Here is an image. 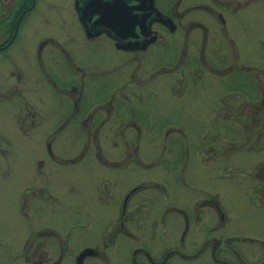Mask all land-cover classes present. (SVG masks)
<instances>
[{
    "label": "flooded vegetation",
    "instance_id": "obj_1",
    "mask_svg": "<svg viewBox=\"0 0 264 264\" xmlns=\"http://www.w3.org/2000/svg\"><path fill=\"white\" fill-rule=\"evenodd\" d=\"M251 1L257 0L247 2ZM243 6L242 0H0V108L16 106L7 128L25 138L42 132L52 144L72 125L86 136L83 153L71 159L52 153V162L57 168L84 162L102 168L95 172L94 187L88 188L92 199L86 200L82 190L72 186L69 191L77 202L62 203L40 160L36 173L41 183L20 194V222L8 221L19 223L9 227L20 228L21 237L16 245L0 239V264H181L182 259L193 262L209 256V238L195 252L189 248L195 242L186 245L192 224L206 219L202 210L209 206V197L195 200L190 214L167 184L129 179L133 170L140 174L161 165L170 174L183 161L140 158L130 151L128 158H107L98 153L100 136L111 130L113 139L118 132L130 131L140 142L143 130H182L177 122L163 119L162 74L173 77L170 93L183 98L209 72V40L218 34L209 18L221 22L222 33L229 35L225 14H235ZM155 9L168 17V23L156 19ZM229 43L236 46L233 38ZM93 55L100 57L92 62ZM25 66H34L36 73L28 74ZM47 89L62 100L55 119L47 112L52 99ZM0 137L12 140L11 134ZM124 141L138 152L139 143ZM92 142L97 158L86 160ZM2 160L11 175L14 158ZM178 179L177 185L183 181ZM150 190L161 195L159 202L153 197L154 209L149 207ZM227 246L240 264H250L233 245ZM210 252L218 262L236 264L221 258L216 245ZM118 256L123 261H117Z\"/></svg>",
    "mask_w": 264,
    "mask_h": 264
},
{
    "label": "rangeland",
    "instance_id": "obj_2",
    "mask_svg": "<svg viewBox=\"0 0 264 264\" xmlns=\"http://www.w3.org/2000/svg\"><path fill=\"white\" fill-rule=\"evenodd\" d=\"M247 1L242 0L244 9L225 14L229 35L222 33L221 22L209 18V26L218 33L213 32L217 36L209 40V72H205V78H199L197 84L194 82L183 98L170 93L169 79L173 77L162 74L166 79V96L161 100L163 119L166 123L177 122L182 130H143L140 142L134 132H118L113 139L114 131L101 132L102 149L98 153L107 158H128L130 151L140 158L170 161L180 158L183 161L177 170L172 168L170 174L161 165L140 174L133 170L134 176L130 175L129 179H154L167 184L190 214L195 200L200 202L201 198L209 197V206L205 205L202 210L206 219L192 224L186 242L187 246L190 241L195 242L189 247L195 252L209 238V256L193 262L182 259L181 264H223L212 257L210 250L214 245L221 258L240 264L227 246L228 242L241 252L246 262L264 264V0ZM230 38L234 39L235 47L229 43ZM91 57L94 62L100 55ZM25 68L28 74L36 73L34 66ZM50 93L52 99L47 112H52L55 119V110L62 100L54 91ZM7 107L11 109L0 108V135L9 137L11 134L12 138L5 141L0 137V239L16 245L21 230L9 226L19 223L8 224V221L20 222L17 213L20 194L25 187L41 183V176L36 173L40 160L45 161V171L50 173L49 186L55 189L62 203L77 202L78 197L69 191L72 186L82 190L86 200L92 199L93 193L88 188L94 187L95 172L102 168L89 162L57 168L51 160L52 153L56 158H79L87 142L85 134L69 125L52 144L42 132L33 131L31 137L25 138L22 132L7 128L16 106ZM125 138L132 139L134 146L139 143L138 152L134 147L125 146ZM96 154L92 142L84 158H97ZM2 158H14L11 175ZM105 171L119 177L117 172ZM177 176L183 180L179 185L175 182ZM159 193L149 191L151 209H154L153 197L159 202ZM59 219L53 220L58 222ZM183 229L182 218L181 231ZM217 239L222 241L217 244ZM2 252L0 248V257ZM117 261L123 258L118 256Z\"/></svg>",
    "mask_w": 264,
    "mask_h": 264
},
{
    "label": "water",
    "instance_id": "obj_3",
    "mask_svg": "<svg viewBox=\"0 0 264 264\" xmlns=\"http://www.w3.org/2000/svg\"><path fill=\"white\" fill-rule=\"evenodd\" d=\"M155 12H156V19L159 18V19H161L163 22L168 23V22H167V18H168V17H166L165 15H163L158 9H155ZM86 253H87V251H85L84 253H82L81 257L79 258L80 261L83 260V258L85 257Z\"/></svg>",
    "mask_w": 264,
    "mask_h": 264
},
{
    "label": "trees",
    "instance_id": "obj_4",
    "mask_svg": "<svg viewBox=\"0 0 264 264\" xmlns=\"http://www.w3.org/2000/svg\"><path fill=\"white\" fill-rule=\"evenodd\" d=\"M264 110V109H263ZM264 113V112H263Z\"/></svg>",
    "mask_w": 264,
    "mask_h": 264
}]
</instances>
